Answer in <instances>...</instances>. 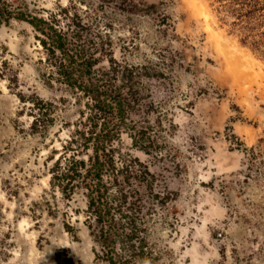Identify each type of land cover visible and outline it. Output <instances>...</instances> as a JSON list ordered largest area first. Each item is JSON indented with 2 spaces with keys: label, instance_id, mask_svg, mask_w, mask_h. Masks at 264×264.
<instances>
[{
  "label": "rangeland",
  "instance_id": "rangeland-1",
  "mask_svg": "<svg viewBox=\"0 0 264 264\" xmlns=\"http://www.w3.org/2000/svg\"><path fill=\"white\" fill-rule=\"evenodd\" d=\"M227 5L0 0L25 18L0 22V264L129 258L118 240L102 244L90 229L85 194L98 149L108 152L104 201L125 195L108 220L119 235L135 228L134 246L144 239L142 264H264V3L241 17ZM27 20L44 21V31ZM51 30L64 33L67 54L81 49L92 60L90 73L79 79L76 63L70 82L59 73L63 55L40 42L51 44ZM103 87L116 89L125 113L98 117L94 135L105 121L114 137L82 149L74 132L84 129L91 90L104 97ZM71 155L84 166L67 199L50 178Z\"/></svg>",
  "mask_w": 264,
  "mask_h": 264
},
{
  "label": "trees",
  "instance_id": "trees-1",
  "mask_svg": "<svg viewBox=\"0 0 264 264\" xmlns=\"http://www.w3.org/2000/svg\"><path fill=\"white\" fill-rule=\"evenodd\" d=\"M216 2H221L223 0H214ZM228 2V5L225 7L228 13H236L234 14L237 17H241L245 11L247 13H255L256 9H259V6L263 5L264 0H225ZM1 10V9H0ZM61 13H67V9H61ZM10 17H16L17 19H25L22 13L19 15L8 14V11L6 8L4 10L0 11V22H7ZM28 21V20H27ZM73 25L78 28L80 27V19H78L77 16H72L71 19ZM28 23H30L32 26L41 29L40 26L45 25V22L42 20H29ZM41 31H44L41 29ZM49 37L51 39V44L49 45L47 40H40L41 45L44 49L47 51L54 53V50H58L63 55L65 61L67 62L66 65L60 64L59 67V73L70 82L69 79V71L72 68V65L76 63L78 65V78L80 75H85L87 73H90V69L92 68V60L83 57L82 51L75 50L74 54H67L65 49V37L64 33L61 34V32H56L54 30H51ZM242 44L244 42L240 40ZM51 46V48H50ZM68 68V69H67ZM114 71V70H113ZM135 71V68L133 67H127L125 68V72L132 73ZM123 71V75H126ZM85 73V74H84ZM81 78V77H80ZM79 78V79H80ZM103 93L104 97L100 95V92L93 88L91 90V95L93 97L94 104H91L90 106V114L85 118L86 121L80 120L78 125L81 127H84L82 129L83 131H78V129L74 132V135L81 141V144L79 147H86L87 143L90 139H94L98 145L103 147L114 135L111 134L110 130L106 129V122L102 121V123L98 126V135H94V131L97 128L98 122L97 118L101 117L105 114H113V115H123L126 110V104H123L122 98L119 97V95H116V89L113 90L111 87H103L101 94ZM114 95L116 97H114ZM110 97L115 100V102L109 101ZM126 105V106H125ZM43 108V107H39ZM40 110V109H39ZM37 123V121L35 122ZM86 126V127H85ZM33 127V126H32ZM37 130V127H34ZM85 130V131H84ZM94 135V136H93ZM76 140L74 138L70 139L63 147L62 149L64 151H68L69 149L73 148V143ZM104 149V147H103ZM104 150H96L95 156L92 157V172H94L93 176L95 177V184L94 186L89 189V191L86 192V205H87V212H90L88 215L89 219L92 220V224H90V229L92 230V234L95 238L99 239L102 244H108L114 240H118L119 247L122 249L125 253L129 254L128 259H124L122 264H142L143 261V255L145 254V241L143 238H139L137 246L133 243H131V239L135 236V228H132L129 230L128 233L123 234H117L116 233V227L115 223L110 222L108 220V216L111 215V209L117 208V210L120 212L121 210V203H125V195H122L121 193L118 194V202L115 204H110L104 201L105 196V188L101 184V178L99 173L102 171V164L103 162H100L101 155H106ZM66 152L62 153V155H65ZM100 152V155H99ZM71 160L68 162V165L65 169H60V158L54 162L52 171H51V178H50V184L51 186L57 185V187L60 189L62 196L65 198H72V194L75 193V187L77 185V181H79L81 169L84 166V161L76 159L75 155H71ZM69 157V158H70ZM108 161V160H107ZM124 180V179H123ZM130 224L134 223V221L130 218H126ZM109 223V224H106ZM96 229L97 234L94 233V230ZM107 246V245H105ZM110 246V245H109ZM115 246V245H114ZM108 247V246H107ZM112 250V248H111ZM109 251V250H108ZM109 256H107L108 264H119L116 254L113 252L108 253ZM96 256L99 258V253L96 252Z\"/></svg>",
  "mask_w": 264,
  "mask_h": 264
}]
</instances>
